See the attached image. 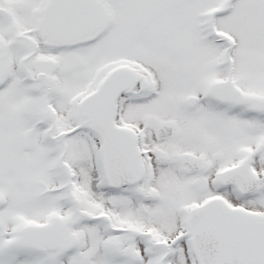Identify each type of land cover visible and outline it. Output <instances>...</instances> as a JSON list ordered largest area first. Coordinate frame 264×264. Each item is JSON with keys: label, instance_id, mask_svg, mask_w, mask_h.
Listing matches in <instances>:
<instances>
[{"label": "snow or ice", "instance_id": "obj_1", "mask_svg": "<svg viewBox=\"0 0 264 264\" xmlns=\"http://www.w3.org/2000/svg\"><path fill=\"white\" fill-rule=\"evenodd\" d=\"M0 264H264V0H0Z\"/></svg>", "mask_w": 264, "mask_h": 264}]
</instances>
